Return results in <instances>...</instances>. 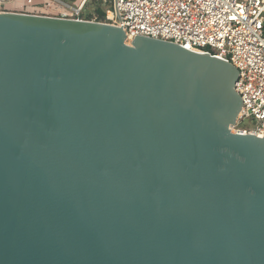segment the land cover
<instances>
[{
  "label": "water",
  "instance_id": "1",
  "mask_svg": "<svg viewBox=\"0 0 264 264\" xmlns=\"http://www.w3.org/2000/svg\"><path fill=\"white\" fill-rule=\"evenodd\" d=\"M238 73L92 20L0 13V264H264V136Z\"/></svg>",
  "mask_w": 264,
  "mask_h": 264
},
{
  "label": "built area",
  "instance_id": "2",
  "mask_svg": "<svg viewBox=\"0 0 264 264\" xmlns=\"http://www.w3.org/2000/svg\"><path fill=\"white\" fill-rule=\"evenodd\" d=\"M24 13L41 15L38 5L61 18H80L86 0H23ZM11 0H0V8ZM105 17L92 21L219 58L237 71L233 90L242 111L235 124L243 133L264 136V0H104ZM32 9H28L27 7ZM37 6V7H35ZM39 12V14H38ZM254 122V124H252ZM251 124V125H250Z\"/></svg>",
  "mask_w": 264,
  "mask_h": 264
},
{
  "label": "rangeland",
  "instance_id": "3",
  "mask_svg": "<svg viewBox=\"0 0 264 264\" xmlns=\"http://www.w3.org/2000/svg\"><path fill=\"white\" fill-rule=\"evenodd\" d=\"M66 1H70V0H66ZM24 4V1H23ZM25 6L22 5L21 9L20 8H14L12 7V5H10V3L4 4V8H0V13H5V12H22L24 13L25 10ZM108 5L106 2H104V0H86L84 7L82 8L79 17L83 18L85 20H92L94 18L100 20V15L103 14V16L105 17V11L107 10ZM45 11L43 12V14H41L42 16H49V17H57V18H61L59 15L54 14L52 12H49L48 8L44 9ZM39 14V12H38ZM252 124H254V122H252ZM251 125V124H250ZM242 126L241 123H236L234 125V129L233 130H238L240 129V127Z\"/></svg>",
  "mask_w": 264,
  "mask_h": 264
},
{
  "label": "crops",
  "instance_id": "4",
  "mask_svg": "<svg viewBox=\"0 0 264 264\" xmlns=\"http://www.w3.org/2000/svg\"><path fill=\"white\" fill-rule=\"evenodd\" d=\"M12 2L10 3V5H12V7H14V8H20L21 9V7H22V5H23V0H11ZM41 0H35V2L36 3H38V2H40ZM79 1L80 0H70V1H67L68 3H70V4H73V5H76V4H78L79 3ZM35 7H37V6H35ZM38 7H39V9L40 10H43V11H45L44 9L45 8H47V7H44V6H42V5H38ZM28 9H32L31 7H27ZM53 10H51V9H49V12H52ZM46 12V11H45Z\"/></svg>",
  "mask_w": 264,
  "mask_h": 264
},
{
  "label": "trees",
  "instance_id": "5",
  "mask_svg": "<svg viewBox=\"0 0 264 264\" xmlns=\"http://www.w3.org/2000/svg\"><path fill=\"white\" fill-rule=\"evenodd\" d=\"M100 18H101V19L104 18L103 14L100 15Z\"/></svg>",
  "mask_w": 264,
  "mask_h": 264
}]
</instances>
